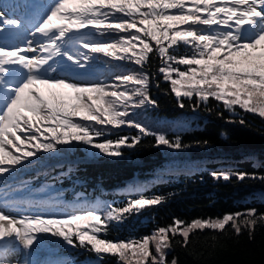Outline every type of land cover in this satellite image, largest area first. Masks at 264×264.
Returning a JSON list of instances; mask_svg holds the SVG:
<instances>
[{"label":"snow or ice","instance_id":"6c2138e0","mask_svg":"<svg viewBox=\"0 0 264 264\" xmlns=\"http://www.w3.org/2000/svg\"><path fill=\"white\" fill-rule=\"evenodd\" d=\"M9 8L22 11H0V178L73 142L113 157L144 136H153L156 146L187 147L179 135L170 139L130 118L133 109L157 106L145 70L152 55L159 59L158 73L170 82L178 107L185 106L183 98H196L194 110L213 98L233 115L238 106L264 118V0H22ZM181 44L185 54H174ZM98 54L137 68L112 73L111 82L93 78ZM107 126H128L138 133L96 142ZM210 175L225 181L233 176L264 180L256 173ZM164 200L139 193L122 207H88L62 215H14L8 211L14 205L0 204V264H11L9 252L30 253L40 234L86 248L99 259L116 256L118 264H169L167 253L176 236L186 247L195 230L222 232L230 225L236 236L247 230L252 239L257 225L264 226V213L250 208L187 223L174 217L140 239L100 238L111 221ZM170 264H178L177 258Z\"/></svg>","mask_w":264,"mask_h":264},{"label":"trees","instance_id":"16d2710c","mask_svg":"<svg viewBox=\"0 0 264 264\" xmlns=\"http://www.w3.org/2000/svg\"><path fill=\"white\" fill-rule=\"evenodd\" d=\"M160 61L155 56H150L145 70L150 74V94L155 97L159 110L177 107L174 94L171 93L170 84L161 81L158 73ZM136 66L131 65L130 69ZM159 85V86H157ZM184 107L190 108L195 101L183 99ZM198 110L209 115V120L204 124L203 129L197 130L194 134H188L181 140L187 147L182 150H173L174 155L181 156L179 164L182 166L181 174L187 179L184 184L172 183L168 193L172 211L162 221L172 223L173 218L191 222L193 219H208L222 217L226 213L242 212L249 209V205H241V200L248 193L250 187L264 190V180L245 179L239 181L231 179L226 185L222 186L219 198L214 200L208 196L209 191L200 184L191 174L192 169L201 165L198 155L200 152L219 153L224 155L249 154L250 157L258 159L262 166L254 167L252 161L239 162L240 172L256 173L264 176V118L258 114L245 112L236 107V114H227V111L220 104L208 101L207 106H199ZM244 122L241 123L240 121ZM222 130L228 134L225 141L219 138ZM204 142H207L206 144ZM139 152L131 156V159H99V161H88L85 172L88 175L100 176L110 181L112 178L118 179L121 176H128L132 168L137 165L134 157L140 159L143 165L151 163V156H159L163 152L160 147L150 139H144L139 143ZM67 149L58 147L54 156H63ZM79 148L68 151L71 158L83 157ZM184 155V156H183ZM65 159V157H63ZM102 158V157H101ZM242 156H240V159ZM42 161L37 162L41 163ZM77 163V162H76ZM73 165L78 168V164ZM70 161L61 168H67ZM58 166V164H54ZM60 168V166H58ZM174 174V173H173ZM257 213H264V205L255 207ZM183 238L176 236L172 239V248L167 253V261L177 258L178 264H264V226L258 224L252 239H249L247 230H243L236 236L231 226H227L224 231H213L205 229L195 230L190 234L187 246H181ZM154 253V249H153Z\"/></svg>","mask_w":264,"mask_h":264},{"label":"rangeland","instance_id":"374dc122","mask_svg":"<svg viewBox=\"0 0 264 264\" xmlns=\"http://www.w3.org/2000/svg\"><path fill=\"white\" fill-rule=\"evenodd\" d=\"M216 172H223V171H216ZM264 200V193H261L257 199H255V202H262ZM252 208V207H249V209ZM228 214V213H226Z\"/></svg>","mask_w":264,"mask_h":264}]
</instances>
